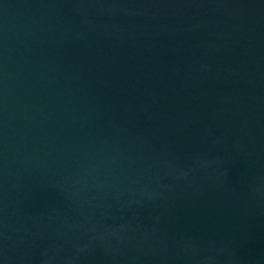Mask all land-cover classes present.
<instances>
[{"label": "water", "instance_id": "1", "mask_svg": "<svg viewBox=\"0 0 264 264\" xmlns=\"http://www.w3.org/2000/svg\"><path fill=\"white\" fill-rule=\"evenodd\" d=\"M0 264H264V0H0Z\"/></svg>", "mask_w": 264, "mask_h": 264}]
</instances>
